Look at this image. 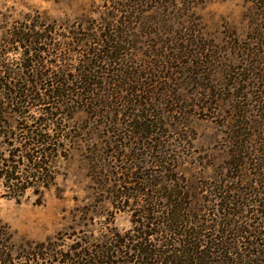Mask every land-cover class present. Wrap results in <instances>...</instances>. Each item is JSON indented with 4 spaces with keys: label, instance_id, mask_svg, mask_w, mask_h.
<instances>
[{
    "label": "rangeland",
    "instance_id": "374dc122",
    "mask_svg": "<svg viewBox=\"0 0 264 264\" xmlns=\"http://www.w3.org/2000/svg\"><path fill=\"white\" fill-rule=\"evenodd\" d=\"M0 80V264H264V0H0Z\"/></svg>",
    "mask_w": 264,
    "mask_h": 264
},
{
    "label": "trees",
    "instance_id": "16d2710c",
    "mask_svg": "<svg viewBox=\"0 0 264 264\" xmlns=\"http://www.w3.org/2000/svg\"><path fill=\"white\" fill-rule=\"evenodd\" d=\"M24 38L22 36L21 40L19 42L24 41ZM28 80V79H27ZM68 80V78H64V80L60 79L59 77L53 76L51 82L47 85L50 88V91L48 94H46L47 98L51 97V98H55L57 100V102L62 105L65 103V99L66 97L69 96L71 89H69L68 87H66L65 82ZM35 83L37 84V82L35 81ZM79 84V83H78ZM81 85V83H80ZM85 83L82 84V86L85 87ZM0 86H4V83L2 82V80H0ZM80 87V86H77ZM82 88V87H81ZM84 89V88H83ZM20 92V91H18ZM22 92V91H21ZM24 96H27L26 93H24ZM30 98L35 100H44L43 98H40L39 96H35L34 94L30 93L29 94ZM19 97H21V95H19ZM17 100V99H16ZM24 98L21 101H18L16 103H19L20 105L22 104V102H24ZM1 110V109H0ZM50 136L46 133V132H41V131H36V130H30V135L28 136V139L31 140L30 144H36L39 143V145L44 144H48V145H54L53 147H56L57 144L56 142H52L51 139L49 138ZM54 148L50 147V146H46L44 148H42V150H39L40 154H45V156H48L47 154L50 153L51 150H53ZM38 151H35V153ZM33 157H36V155L34 156L33 154H25V158H27V160H31ZM43 161V160H42ZM33 166L30 165V170H25L26 173L25 175H34L33 173H31L32 169H38V168H42L41 164H38L36 162L32 163ZM7 166V165H6ZM10 167V166H8ZM2 169V168H0ZM17 166H12L9 169L7 168L6 170H1V174L3 178H6V182H10L12 183V185H16L13 184L14 181H18V177L20 176H16V171H17ZM48 170V169H47ZM19 172V170H18ZM18 175V173H17ZM24 175V176H25ZM12 188V187H11ZM175 211V209L172 211L171 210V215H173V221L175 225H180L182 223V220L179 219L182 216H178L175 214H172ZM167 225L171 226L172 223H168ZM144 244V243H143ZM165 246L164 248H156V249H147V247H142V244H139V246L134 244V247H136V249L141 248L142 251H139V254L141 256L142 259V263L143 264H185V263H189L190 264H198L201 262V264H203V261H205V258L208 259L210 258L209 254L207 252H203L198 250V245L193 244L192 242H190L189 244L191 246H189V248H182V250L178 249L175 251V249L170 248L167 242L164 243ZM127 257V254L125 255ZM5 257V256H4ZM132 257V255H130V258ZM187 257H189L190 259L187 260ZM217 261V260H216ZM6 261L3 260V263L5 264ZM125 262L129 263V260H125ZM194 262V263H193ZM198 262V263H197ZM209 262V261H208Z\"/></svg>",
    "mask_w": 264,
    "mask_h": 264
}]
</instances>
